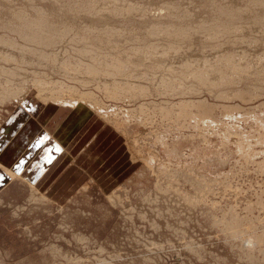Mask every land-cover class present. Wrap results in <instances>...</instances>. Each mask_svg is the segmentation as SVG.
I'll return each mask as SVG.
<instances>
[{
    "label": "rangeland",
    "instance_id": "obj_1",
    "mask_svg": "<svg viewBox=\"0 0 264 264\" xmlns=\"http://www.w3.org/2000/svg\"><path fill=\"white\" fill-rule=\"evenodd\" d=\"M4 1L0 125L18 96L38 92L99 105L72 107L88 114L78 126L89 112L100 119L78 132L81 149L65 146L50 197L20 180L0 191V264H264V124L254 120L264 118V0ZM44 30L49 43L29 41ZM185 53L191 72L175 57ZM123 57L132 67L110 82L126 95L112 98L106 76L89 69L111 72L105 64ZM201 101L216 124L206 137L178 116Z\"/></svg>",
    "mask_w": 264,
    "mask_h": 264
},
{
    "label": "crops",
    "instance_id": "obj_2",
    "mask_svg": "<svg viewBox=\"0 0 264 264\" xmlns=\"http://www.w3.org/2000/svg\"><path fill=\"white\" fill-rule=\"evenodd\" d=\"M23 99L10 106L0 125V175L4 177L0 179V191L12 181L20 180L35 185L50 197L59 182V171L64 170L68 160L64 156H67L65 146L81 149L84 142L78 139L83 132H78L91 116H98L89 112V117L78 126V118L88 116L87 113L76 114L72 108L44 104L30 97L26 102ZM92 131L86 128L84 138Z\"/></svg>",
    "mask_w": 264,
    "mask_h": 264
},
{
    "label": "bare ground",
    "instance_id": "obj_3",
    "mask_svg": "<svg viewBox=\"0 0 264 264\" xmlns=\"http://www.w3.org/2000/svg\"><path fill=\"white\" fill-rule=\"evenodd\" d=\"M3 1V0H2ZM6 1V0H5ZM4 1V2H5ZM108 1V0H107ZM112 1V0H111ZM115 1V0H114ZM262 1V0H261ZM88 3V2H87ZM87 3H86V5H87ZM118 3V1H116L115 2V4H117ZM258 3V2H257ZM261 3H263L264 4V1H262ZM96 4V3H95ZM98 4V3H97ZM96 4V5H97ZM104 4V3H103ZM112 4V3H111ZM260 4V3H259ZM92 5H94V4H92ZM91 6V5H90ZM96 7V6H95ZM105 8H106V6H105ZM237 8V7H236ZM111 9V8H110ZM238 9V8H237ZM243 10H244V8H242ZM119 10V9H118ZM226 10V9H225ZM81 11V10H80ZM85 11V10H84ZM99 11H100V9H99ZM104 11V10H103ZM227 11V10H226ZM231 11H233V10H231ZM240 11V10H239ZM82 12V11H81ZM111 12H113V11H111ZM224 12V11H223ZM234 13H235V11H233ZM56 13V12H55ZM91 13V12H90ZM102 13V12H101ZM227 13H228V11H227ZM226 13V15H227V17H228V14ZM236 13H238V11L236 12ZM235 13V14H236ZM243 13V12H242ZM115 14V13H114ZM76 16H77V14H76ZM36 17V16H35ZM63 17V16H62ZM75 17V16H74ZM117 17V16H116ZM226 17V16H225ZM39 18V17H38ZM46 18H48V17H46ZM60 18V17H59ZM65 18H67V17H65ZM76 18V17H75ZM79 18V17H78ZM118 18V17H117ZM40 19V18H39ZM41 19H43V18H41ZM264 19V18H263ZM262 19V20H263ZM45 20L46 19H44V22H45ZM49 20V19H48ZM85 20V19H84ZM96 20V19H95ZM94 20V21H95ZM100 20H102V19H100ZM99 20V21H100ZM30 21V20H29ZM36 21V20H35ZM34 21V22H35ZM40 21V20H39ZM42 21V20H41ZM47 21V20H46ZM50 21V20H49ZM53 21V20H52ZM62 21V20H61ZM76 21V20H75ZM38 22V21H37ZM43 22V21H42ZM43 22V23H44ZM48 22V21H47ZM57 22V21H56ZM100 22H102V21H100ZM31 23H33V22H31ZM30 23V24H31ZM41 23V22H40ZM42 23V25L40 24H37V27H35V25H34V27H35V29L36 28H40L41 26H44V24H46V22L43 24ZM76 23V22H75ZM96 23V22H95ZM212 23V22H211ZM29 24V25H30ZM48 24V23H47ZM69 24V23H68ZM108 24V23H107ZM221 24V23H220ZM26 25H28V24H26ZM50 26H51V23L49 24ZM76 25V24H75ZM158 25V24H157ZM200 25V24H199ZM211 25V24H210ZM243 25V24H242ZM31 26V25H30ZM46 26V25H45ZM177 26V25H176ZM181 26V25H180ZM212 26H213V24H212ZM253 26V25H252ZM260 26V25H259ZM52 27V26H51ZM162 27V26H161ZM166 28L165 29H167V26H165ZM173 27V26H172ZM171 27V28H172ZM179 27V26H178ZM178 27H176V28H178ZM198 27V26H197ZM197 27L195 28V29H197ZM223 27V26H222ZM239 27V26H238ZM26 28V27H25ZM150 28V27H149ZM159 28V27H158ZM176 28H175V30H176ZM193 28V27H192ZM221 28V27H220ZM52 29V28H51ZM96 29V28H95ZM100 29V28H99ZM156 29V28H155ZM170 29V28H169ZM173 29V28H172ZM171 29V30H172ZM189 30H190V28H188ZM211 29H212V27H211ZM210 29V26H209V30H211ZM224 29V28H223ZM241 29V28H240ZM31 30V29H30ZM157 30V29H156ZM155 30V34H156V32L159 30H157L156 31ZM188 30V31H189ZM213 30H215V28L213 27ZM225 30V29H224ZM233 30V29H232ZM247 30V29H246ZM263 30V29H262ZM36 31V30H35ZM41 31V30H40ZM167 31H168V29H167ZM208 31V30H207ZM255 31V30H254ZM259 31V30H258ZM45 33V30L44 31H42V32H37V36L36 35H33V36H30V42H37V41H41V43L40 44H44V43H42V42H46V43H49V41H47L48 40V37H52V35H53V33H51V30H50V32L49 33H45L46 35H41L40 33H42V34H44ZM53 32V31H52ZM166 32V31H165ZM172 32H174V31H172ZM179 32V31H178ZM181 32V31H180ZM187 32V31H186ZM191 32V31H190ZM200 32V31H199ZM206 32V31H205ZM212 32H214V31H212ZM216 32H218V29L216 28ZM222 32H224V31H222ZM221 32V33H222ZM225 32H227V34H228V32L229 31H226L225 30ZM231 32V31H230ZM248 32V31H247ZM29 33H30V31H29ZM36 33V32H35ZM56 33V32H55ZM160 33V32H159ZM168 33V32H167ZM187 33H189V32H187ZM195 33V32H194ZM208 33V32H207ZM238 33V32H237ZM245 33V32H244ZM258 33V32H257ZM52 34V35H51ZM71 34V33H70ZM84 34V33H83ZM100 34V33H99ZM190 34V33H189ZM197 34V33H196ZM212 34V33H211ZM219 34V33H218ZM255 34V33H254ZM30 35H31V33H30ZM56 35V34H55ZM147 35V34H146ZM215 35V34H214ZM213 35V36H214ZM247 35V34H246ZM29 36V35H28ZM59 36V35H58ZM62 36V35H61ZM79 36V35H78ZM153 37H154V35H152ZM174 36H178V35H175L174 34ZM181 36H184V35H181ZM194 36V35H193ZM224 36V35H223ZM260 36H261V34H260ZM21 37V36H20ZM90 37V36H89ZM159 37V36H158ZM166 37V36H165ZM189 37V36H188ZM191 37H192V35H191ZM227 37V36H226ZM248 37V36H247ZM23 38V37H22ZM178 38V37H177ZM259 38V37H258ZM25 39H29V38H25ZM62 39V38H61ZM65 39V38H64ZM160 39H162V38H160ZM169 39V38H168ZM167 39V40H168ZM173 39V38H172ZM174 39H175V37H174ZM208 39V38H207ZM66 40H67V38H66ZM87 40V39H86ZM94 40H96L97 41V39H94ZM178 40V39H177ZM181 39L179 38V41H180ZM64 41V40H63ZM99 41V40H98ZM184 41V40H183ZM258 41V40H257ZM55 42V41H54ZM91 42V41H90ZM170 42V41H169ZM226 42V41H225ZM38 43V42H37ZM45 43V44H46ZM51 43V42H50ZM96 43V42H95ZM100 43V42H99ZM130 43V42H129ZM174 43V42H173ZM177 43H178V41H177ZM59 44V43H58ZM166 44H167V42H166ZM224 44V43H223ZM230 44V43H229ZM234 44V43H233ZM259 44V43H258ZM86 45V44H85ZM101 45H102V43H101ZM187 45V44H186ZM218 45H220V44H218ZM254 45V44H253ZM47 47H48V44L46 45ZM112 46V45H111ZM162 46H163V44H162ZM168 46H170V45H168ZM171 46H173V45H171ZM254 46H256V45H254ZM259 46V45H258ZM53 47V46H52ZM87 47V46H86ZM104 47V46H103ZM123 47V46H122ZM147 47V46H146ZM161 47V46H160ZM178 47V46H177ZM184 47V46H183ZM221 47V46H220ZM260 47V46H259ZM262 47V46H261ZM196 48V47H195ZM257 48V47H256ZM154 49H157V48H154ZM154 49L152 50V51H154ZM173 49V48H172ZM182 49V48H181ZM189 49V48H188ZM237 49H239V48H237ZM261 49H263L264 50V48L262 47ZM260 49V50H261ZM12 50V49H11ZM139 50V49H138ZM148 50V49H147ZM149 50H151L150 49V47H149ZM173 50H175V48L173 49ZM34 51H35V49H34ZM95 51V50H94ZM142 51H143V49H142ZM145 51V50H144ZM5 52V51H4ZM14 52V51H13ZM19 52V51H18ZM21 52V51H20ZM33 52V51H32ZM89 52V51H88ZM139 52V51H138ZM141 52V51H140ZM221 52H224V51H221ZM242 52V51H241ZM244 52V51H243ZM258 52V51H257ZM263 52V51H262ZM57 53V52H56ZM104 53V52H103ZM145 53H147V52H145ZM145 53H143L142 52V54H145ZM164 53H166V51H163V54ZM40 54V53H39ZM132 54H134V53H132ZM139 54V53H138ZM137 54V55H138ZM142 54H140V55H142ZM6 55V54H5ZM36 55V54H35ZM38 55V54H37ZM65 55V54H64ZM93 55V54H92ZM102 55V54H101ZM136 55V56H137ZM140 55H139V57H140ZM155 55V54H154ZM220 55V54H219ZM264 55V54H263ZM2 56V55H1ZM39 56V55H38ZM37 56V57H38ZM47 56L49 57V55L47 54ZM147 55H143V57L145 58ZM156 56V55H155ZM187 56H189L188 54H186L185 53V55H177V56H175L176 58H178V59H180V65L183 67V66H186L185 68L187 69V70H189L191 67H189L191 64L193 65V63H194V61H192L191 59L189 60L188 58H186ZM230 56H231V54H229V56H225L226 57V59L227 60H229L230 59ZM245 56V55H244ZM6 57V56H5ZM34 57V56H33ZM55 57H57V56H55ZM99 57H101V56H99ZM142 57V56H141ZM142 57V58H143ZM150 57V56H149ZM210 57V56H209ZM53 58H54V56H53ZM124 58V57H123ZM127 58V57H126ZM126 58H124V59H115V60H113V62H112V64L111 63H106L105 65L106 66H108V69H111V72H109L108 70H107V68H105L104 69V71H102L103 70V68H101L102 70H96V69H89V75H90V77L92 76V78L94 79V76L95 75H99V73H103L105 76H106V79H103V80H105V82L107 81V83L109 82V84H110V87H109V93H110V97H112V98H115L116 96H118V95H121L120 94V92L122 91V90H120V88H121V86H123V85H119V83L118 84H116V83H111L110 82V79L111 78H116V77H118L119 76V74L120 73H122V72H124V73H126V71H128V67L130 66V67H132L131 65H130V63H131V60H133V59H131L130 60V58H128V59H126ZM132 58V57H131ZM136 58V57H135ZM138 58V57H137ZM21 59V58H20ZM39 59V58H38ZM49 59V58H48ZM94 59H96V58H94ZM173 59V58H172ZM197 59V58H196ZM202 59V58H201ZM223 59V58H222ZM37 60V59H36ZM47 60V59H46ZM56 60H58V59H56ZM89 60V59H88ZM101 60V59H100ZM117 60V61H116ZM135 60V59H134ZM140 60H143V59H140ZM145 60V59H144ZM168 60V59H167ZM170 60V59H169ZM220 60V59H219ZM7 61V60H6ZM42 61V60H41ZM48 62H49V60H47ZM53 61H54V59H53ZM59 61V60H58ZM95 61V60H94ZM99 61V60H98ZM102 61H104V60H102ZM203 61V60H202ZM234 61V60H233ZM2 62V61H1ZM13 62V61H12ZM39 62V61H38ZM96 62V61H95ZM106 62V61H105ZM136 62H137V59H136ZM226 62H228V64L231 62V60H230V62L229 61H226ZM249 62V61H248ZM43 63V62H42ZM52 63H54V62H52ZM161 63V62H160ZM30 64H31V62H30ZM168 64V63H167ZM177 64V63H176ZM212 64V63H211ZM227 64V63H226ZM33 65V64H32ZM35 65V64H34ZM56 64L54 63V66H55ZM133 65V64H132ZM178 66H179V64H177ZM210 65V64H209ZM233 65V64H232ZM235 65V64H234ZM49 67H50V65H48ZM92 67H93V65H91ZM95 66V65H94ZM105 66V67H106ZM162 66V65H161ZM167 66H169V65H167ZM206 66V65H205ZM221 66V65H220ZM222 66H223V64H222ZM228 66V65H227ZM240 66H242V65H240ZM35 67H36V65H35ZM53 67V66H52ZM58 67V66H57ZM61 67V66H60ZM96 67V66H95ZM157 67V66H156ZM193 67V66H192ZM54 68V67H53ZM171 68V67H170ZM198 68V67H197ZM204 68H206V67H204ZM21 69V68H20ZM49 69V68H48ZM62 69H63V71H67V72H70L69 70H66V69H68V66H63L62 67ZM180 69V68H179ZM178 69V70H179ZM193 70H194V68H192ZM215 69V68H214ZM231 69V68H230ZM50 70V69H49ZM59 70V69H58ZM70 70H72V69H70ZM76 70V69H75ZM165 70H166V68H165ZM196 70V69H195ZM228 70V69H227ZM247 70V69H246ZM54 71V70H53ZM60 71V70H59ZM77 71H81V69L80 70H77ZM77 71H75V72H77ZM192 70L190 69V72H191ZM212 71V70H211ZM213 71H215V70H213ZM229 71V70H228ZM235 71V70H234ZM82 72H84L83 70H82ZM179 72V71H178ZM183 72V71H182ZM189 72V74L191 75L192 74V78H194L193 80L195 81H197V83L196 84H198V82L201 84V83H203V82H206V85H205V87H210L209 85H210V79H209V81H207L206 79L208 78H205V74L203 73V72H197V73H195V71L194 72H192V73H190ZM205 72V71H204ZM210 72V71H209ZM227 72V71H226ZM233 72V71H232ZM244 72V71H243ZM79 73V72H78ZM181 73V72H180ZM32 74V73H31ZM66 74V73H65ZM206 74H207V72H206ZM210 74V73H209ZM214 74V73H213ZM216 74V73H215ZM251 74V73H250ZM127 75V74H126ZM129 75V74H128ZM178 75V74H177ZM187 75V74H186ZM220 75H221V73H220ZM88 76V75H87ZM96 76V77H97ZM122 76V75H121ZM121 76H119V77H121ZM151 76V75H150ZM182 76V75H181ZM184 77H185V75H183ZM183 76H182V78H183ZM210 76H211V74H210ZM209 76V78H211ZM217 76V75H216ZM84 77V76H83ZM118 77V78H119ZM179 77V76H178ZM227 77V76H226ZM162 78V77H161ZM43 79V78H42ZM66 79V78H65ZM98 79V78H97ZM153 79V78H152ZM158 79V78H157ZM162 79H164V78H162ZM212 79V78H211ZM45 80V79H44ZM165 80V79H164ZM173 80V79H172ZM178 80V79H177ZM183 80V79H182ZM127 81V80H126ZM163 81V80H162ZM201 81V82H200ZM46 82V81H45ZM85 82V81H84ZM97 82V81H96ZM99 82H101V81H99ZM99 82H98V84H99ZM104 82V83H105ZM172 82V81H171ZM211 82H212V80H211ZM227 82V81H226ZM86 83V82H85ZM107 83H105V84H107ZM123 83V82H122ZM147 83V82H146ZM157 83V82H156ZM213 83V82H212ZM215 83V82H214ZM213 83V84H214ZM224 83V82H223ZM88 84V83H87ZM104 84V85H105ZM121 84V83H120ZM152 84H154V83H152ZM169 84V83H168ZM191 84H192V82H191ZM207 84H209L208 86H207ZM41 85V84H40ZM100 85V84H99ZM108 85V84H107ZM106 85V86H107ZM129 85V84H128ZM193 85V84H192ZM202 85V84H201ZM167 86V85H166ZM199 87H200V85H198ZM204 86V85H203ZM202 86V87H203ZM212 86V85H211ZM111 87L113 88V89H111ZM129 87V86H128ZM169 87V86H168ZM42 88H43V84H42ZM123 88V87H122ZM121 88V89H122ZM124 88H126V87H124ZM139 88V87H138ZM147 88V87H146ZM146 88H143V89H140L138 92L139 93H141V94H143V92H146L145 90H146ZM180 88V87H179ZM201 88V87H200ZM130 89H132V88H130ZM129 89V90H130ZM135 89V88H134ZM57 90V89H56ZM124 90V89H123ZM138 90V89H137ZM137 90H136V92H137ZM88 91V90H87ZM127 91V90H126ZM159 91V90H158ZM41 92H38L37 94H36V97H35V100L37 101V100H40L41 102H43L44 104H46V103H51V104H58V105H60L61 107L63 106V107H69V108H72V107H74V108H76L77 110H79V111H82V109H84V108H89V105H90V108H91V110L94 112L95 111V109H96V106H99V105H95L94 103L93 104H90L89 102H87V100H84L83 98V100H81L80 102H78L77 104H73V101L72 100H69L68 98H63V97H59V96H49V94H48V91H47V94L48 95H45V94H43V95H41L40 94ZM138 93V94H139ZM128 94V93H127ZM148 94V93H147ZM163 94V93H162ZM166 94V93H165ZM126 94H124L122 97L124 98V96H125ZM129 95H131V94H129ZM133 95L134 96H136L135 94H132L131 96L133 97ZM60 96H62V95H60ZM130 96V97H131ZM17 97V96H16ZM67 97H69V96H67ZM129 97V96H128ZM140 97V96H139ZM109 98V97H108ZM135 98V97H134ZM20 99H23V96H18V98H16L15 100H20ZM78 98H76V100H77ZM90 99V98H89ZM91 100V99H90ZM89 100V101H90ZM124 100V99H123ZM93 101V100H92ZM23 102H26V100L25 99H23ZM38 102V101H37ZM125 102V101H124ZM85 103V104H84ZM86 103H88V104H86ZM183 103V102H182ZM181 103V104H182ZM96 104H98V103H96ZM126 104V103H125ZM180 104V105H181ZM187 105V107H194L196 110H197V112L195 113H191L190 114V110L187 108V107H183V105H181L182 106V108L181 109H183L182 111H183V113H178V114H180V115H178L179 117H180V119H181V117L182 118H184V119H186L187 120V118L189 119V121H190V123H192V124H189V125H187L188 127H190V126H193V128L194 129H198V131H200L199 132V134H197V135H199V137L201 136H203V137H206L205 136V132L206 133H214L213 132V129H215L216 128V124H215V122H214V119L212 118V112H213V110H212V108L209 106V105H207L206 103H204L203 101H201V102H196V103H194L193 104V106H191V105H189L188 106V102L186 103ZM88 106V107H87ZM168 108V107H167ZM180 108V107H179ZM90 110V111H91ZM170 110V109H169ZM189 110V111H188ZM232 110V109H231ZM188 111V112H187ZM101 112V111H100ZM178 112H180V110L178 111ZM169 114H171V113H169ZM175 114V113H174ZM171 115H173V114H171ZM178 116L176 117V118H178ZM174 117V116H173ZM252 116H250V118H251ZM178 120H179V118H178ZM254 120H256L258 123H260V124H264V118H262V117H259V118H256V117H254ZM116 121V120H115ZM185 121V120H184ZM188 121V120H187ZM136 122V121H135ZM179 122V121H178ZM177 122V123H178ZM212 122H214V124L212 123ZM256 123V122H255ZM176 125V124H175ZM180 128V127H179ZM228 131V130H227ZM234 132V131H233ZM233 132H230V133H233ZM198 133V132H197ZM87 135V134H86ZM212 135V134H211ZM232 135V134H231ZM235 135V134H234ZM239 136V135H238ZM238 138V137H237ZM160 139L162 140V137L161 136H159V138H158V141H160ZM235 140V139H234ZM133 141V140H132ZM160 142H162V141H160ZM242 142V141H241ZM230 143V142H229ZM236 143V142H235ZM134 145V144H133ZM18 148V147H17ZM138 151V150H137ZM263 152V151H262ZM136 153H138V152H136ZM141 153V152H140ZM139 153V154H140ZM238 153V152H237ZM153 154V153H152ZM137 155V154H136ZM140 156H144V155H140ZM146 156V155H145ZM154 156V155H153ZM141 157V158H142ZM155 157V156H154ZM144 158V157H143ZM247 158V157H246ZM155 159V158H154ZM157 159V158H156ZM144 160H145V164H147V167H148V165L153 161V158H147V156H146V159L144 158ZM157 161V160H156ZM167 161V160H166ZM144 163V162H143ZM156 163V162H155ZM260 163V162H259ZM154 164V163H153ZM171 164V163H170ZM149 167H150V165H149ZM165 169V168H164ZM151 171V170H150ZM186 179V178H185ZM158 182H159V180H158ZM189 182V181H188ZM206 184V183H205ZM204 184V185H205ZM196 185H198V184H196ZM203 185V186H204ZM205 186H207V184L205 185ZM198 188V187H197ZM208 188V187H207ZM199 192V191H198ZM208 193V192H207ZM177 194V193H176ZM209 194V193H208ZM186 196V195H185ZM196 196V195H195ZM206 196V195H205ZM203 199V198H202ZM185 202V201H184ZM186 203H187V201H186ZM231 210H233V209H231ZM238 224V223H237ZM237 224H234V229H235V231H237L238 229H239V227H238V225ZM244 228V227H243ZM230 229V228H229ZM233 229V228H232ZM241 231H242V228L240 229ZM231 232V231H230ZM233 234H234V231L232 232ZM262 237V236H261ZM261 244V243H260Z\"/></svg>",
    "mask_w": 264,
    "mask_h": 264
},
{
    "label": "snow or ice",
    "instance_id": "obj_4",
    "mask_svg": "<svg viewBox=\"0 0 264 264\" xmlns=\"http://www.w3.org/2000/svg\"><path fill=\"white\" fill-rule=\"evenodd\" d=\"M19 166V163L17 164V167ZM0 179H4V177L2 175H0Z\"/></svg>",
    "mask_w": 264,
    "mask_h": 264
}]
</instances>
